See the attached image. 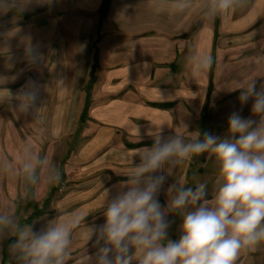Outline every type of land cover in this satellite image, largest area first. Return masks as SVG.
<instances>
[{
	"label": "crops",
	"instance_id": "1",
	"mask_svg": "<svg viewBox=\"0 0 264 264\" xmlns=\"http://www.w3.org/2000/svg\"><path fill=\"white\" fill-rule=\"evenodd\" d=\"M104 1L0 0V76L28 67L50 90L47 103L59 118L75 112L76 135L86 142L67 166H76L77 179L70 178L71 187L35 220L34 230L74 213L91 212L86 227L104 223L105 191L127 179L132 160L139 162L136 150L151 147L159 129L164 136L179 133L182 110L201 111L206 98L199 104L195 93L208 95L212 71L215 76L228 62L241 67L246 48L264 41V0H242L235 11L215 17L204 14L206 0H192L181 14H170L172 0H112L101 15ZM29 44L42 60L30 62ZM193 52H210L211 69L193 76L186 62ZM171 184L160 193L162 205ZM84 251L96 249L82 224L68 264Z\"/></svg>",
	"mask_w": 264,
	"mask_h": 264
},
{
	"label": "clouds",
	"instance_id": "2",
	"mask_svg": "<svg viewBox=\"0 0 264 264\" xmlns=\"http://www.w3.org/2000/svg\"><path fill=\"white\" fill-rule=\"evenodd\" d=\"M241 4L242 0H206L204 14L223 16ZM191 7L192 0H172L169 12L181 14ZM26 55L30 62L43 59L30 44ZM186 62L198 76L211 69L213 57L210 52H193ZM42 90L48 89L30 81L19 93L3 90L4 99L12 111L38 117L44 106L38 103ZM232 90H240L241 105L252 101L251 116L232 111L223 136L199 130L191 138L175 131L164 136L159 129L151 147L136 150L139 162L132 160L127 179L105 191L100 205L104 223L86 227L91 212L74 213L54 217L34 230L14 213L0 212V264L6 240L7 264H68L75 231L82 224L87 243L93 241L96 251L82 252L75 264H235L242 250L255 252L264 243V83L257 88L251 78ZM205 153L218 169L219 186L211 198L206 182L193 189L176 181L167 187L162 205L159 196L172 171ZM2 170L31 187L42 180L53 186L61 181L55 162L30 145L24 147L15 169L5 162ZM172 214L182 217L176 240L169 238Z\"/></svg>",
	"mask_w": 264,
	"mask_h": 264
},
{
	"label": "rangeland",
	"instance_id": "3",
	"mask_svg": "<svg viewBox=\"0 0 264 264\" xmlns=\"http://www.w3.org/2000/svg\"><path fill=\"white\" fill-rule=\"evenodd\" d=\"M250 43V41H248ZM264 41H259L257 48H246L239 62L241 67H231L228 62L223 67H217V72L207 88V96L204 92L195 93L197 102L204 103L201 111L190 106V113L182 110L179 121V133L186 138L195 136L199 130L202 134L207 131L216 136H223L227 130V119L232 111H239L243 118L251 116L250 100L241 105L238 97L240 90H232L240 86L243 81L254 78L257 88L264 83ZM263 45H262V44ZM28 67H18L12 72L0 76V212L14 213L21 224H32L37 226L35 220L40 215L50 211L52 204L62 197L71 187L70 178H74L79 172L76 166L67 167L74 160L78 147L86 142L85 138L77 136L76 114L73 111L69 119L59 118V113L54 110L53 105L47 103L49 100V89L42 90L40 106L41 113L36 115H25L19 111H12L10 104L4 99L7 89L13 94L19 93L25 85L34 81L40 84L39 76L27 73ZM215 77V78H214ZM190 89L191 87L188 86ZM47 89V88H46ZM198 88H195V91ZM18 103V102H17ZM197 104V105H199ZM60 105H58L59 107ZM57 107V108H58ZM60 108V107H59ZM181 116V115H180ZM184 125H187L185 130ZM78 143V144H77ZM30 145L42 155H47L55 162L61 172V181L57 185H48L41 182L39 186H26L21 178L13 172L2 170L3 164L7 162L13 169L19 160L25 146ZM72 159V160H71ZM43 175V174H42ZM77 179V176L75 177ZM218 169L213 157L208 153L193 157L191 161L175 168L168 177L167 182L175 183L185 181L188 187L195 188V184L206 182L208 184V198L218 188ZM173 221L169 229V238L176 240L180 236V225L182 217L178 214L170 215ZM3 245V264L9 259L8 244ZM15 264V262H13ZM235 264H264V243L258 246L255 252L241 251Z\"/></svg>",
	"mask_w": 264,
	"mask_h": 264
},
{
	"label": "trees",
	"instance_id": "4",
	"mask_svg": "<svg viewBox=\"0 0 264 264\" xmlns=\"http://www.w3.org/2000/svg\"><path fill=\"white\" fill-rule=\"evenodd\" d=\"M111 2H112V0H105V1H104V4H103V6H102V9L100 10V14H101V15H104V14L108 11V9H109V7H110V5H111ZM212 80H213V71H212V78H211V81H212ZM150 105H151L152 107H155V108H158V107H160V108H164V107L167 106V105H165V104H158V103H150ZM89 110H90V104H89V102L87 101V102L85 103V106H84L83 118H82V120H81L82 123H84V122L87 121V119H88L87 116H88Z\"/></svg>",
	"mask_w": 264,
	"mask_h": 264
}]
</instances>
